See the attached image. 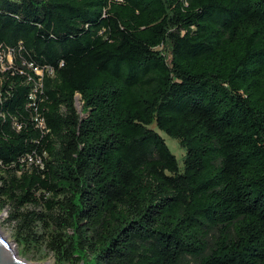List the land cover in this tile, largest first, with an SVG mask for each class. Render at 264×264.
<instances>
[{
	"label": "trees",
	"instance_id": "16d2710c",
	"mask_svg": "<svg viewBox=\"0 0 264 264\" xmlns=\"http://www.w3.org/2000/svg\"><path fill=\"white\" fill-rule=\"evenodd\" d=\"M0 52L18 245L58 264H264V0H0Z\"/></svg>",
	"mask_w": 264,
	"mask_h": 264
},
{
	"label": "rangeland",
	"instance_id": "374dc122",
	"mask_svg": "<svg viewBox=\"0 0 264 264\" xmlns=\"http://www.w3.org/2000/svg\"><path fill=\"white\" fill-rule=\"evenodd\" d=\"M0 61L2 63L3 68L8 67L13 62L12 53L0 52ZM77 106L78 108H80L81 106L80 102H77ZM158 132L164 137L172 153L175 154L178 160H181L185 152L183 148L180 146L179 142L176 139L171 138L162 131H158ZM7 212H4V210L0 212V232L9 242L12 243L19 257L29 262H41L43 264H58L53 256V253L49 251V249L45 245V242L43 241H41L40 243H36V242L31 243L29 246H24L23 244L20 245L17 244V240L15 239L14 222L7 220ZM40 232L42 231L40 230ZM63 264H69V263H63Z\"/></svg>",
	"mask_w": 264,
	"mask_h": 264
},
{
	"label": "water",
	"instance_id": "95a60500",
	"mask_svg": "<svg viewBox=\"0 0 264 264\" xmlns=\"http://www.w3.org/2000/svg\"><path fill=\"white\" fill-rule=\"evenodd\" d=\"M0 264H43L29 262L19 257L11 242L0 233Z\"/></svg>",
	"mask_w": 264,
	"mask_h": 264
},
{
	"label": "built area",
	"instance_id": "2783aa9c",
	"mask_svg": "<svg viewBox=\"0 0 264 264\" xmlns=\"http://www.w3.org/2000/svg\"><path fill=\"white\" fill-rule=\"evenodd\" d=\"M4 212H7V209H4Z\"/></svg>",
	"mask_w": 264,
	"mask_h": 264
},
{
	"label": "bare ground",
	"instance_id": "6f19581e",
	"mask_svg": "<svg viewBox=\"0 0 264 264\" xmlns=\"http://www.w3.org/2000/svg\"><path fill=\"white\" fill-rule=\"evenodd\" d=\"M1 233V232H0Z\"/></svg>",
	"mask_w": 264,
	"mask_h": 264
}]
</instances>
